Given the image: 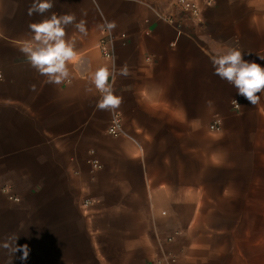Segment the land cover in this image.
Instances as JSON below:
<instances>
[{"label":"crops","instance_id":"1","mask_svg":"<svg viewBox=\"0 0 264 264\" xmlns=\"http://www.w3.org/2000/svg\"><path fill=\"white\" fill-rule=\"evenodd\" d=\"M191 1L197 19L176 0H53L44 16L28 15L33 0H0V264H264V93L252 105L212 64L238 47L264 66V0ZM53 12L87 29L66 28L78 56L59 84L21 51ZM105 21L115 68L130 73L108 111L92 84L111 68ZM113 111L119 137L107 134Z\"/></svg>","mask_w":264,"mask_h":264},{"label":"clouds","instance_id":"2","mask_svg":"<svg viewBox=\"0 0 264 264\" xmlns=\"http://www.w3.org/2000/svg\"><path fill=\"white\" fill-rule=\"evenodd\" d=\"M95 3V0H93ZM54 7L53 0H33L27 12L29 16L39 14L44 16ZM73 25L82 35H87L84 20L76 22L74 14L58 15L53 12L39 22L29 25L32 38L25 42L21 51L26 55L32 67L41 75L47 77L50 83H61L70 77L69 64L77 60L75 38L66 39V28ZM116 27L115 22L105 21L100 25L102 31L111 32ZM264 60V56H260ZM215 74L221 79L232 84L238 94L245 97L252 105L260 102V93H264V66L254 61L243 58L242 51L238 47H228L223 53L212 57ZM127 65L116 70L113 62L112 67H98L92 74V84L100 99L96 107L102 111L115 110L121 103L122 98L114 94L112 82L116 77L129 75ZM111 81V82H110ZM237 104L236 101H233ZM237 107L239 105L237 104ZM9 248V243L3 244ZM23 250L21 259L28 256V245L16 246L13 251Z\"/></svg>","mask_w":264,"mask_h":264},{"label":"built area","instance_id":"3","mask_svg":"<svg viewBox=\"0 0 264 264\" xmlns=\"http://www.w3.org/2000/svg\"><path fill=\"white\" fill-rule=\"evenodd\" d=\"M212 0H206V4H210ZM176 7L178 8L179 12L187 17V18H193L197 19L200 14L199 5L191 0H176L175 2ZM161 19H163L165 22L169 24H175L172 17L168 16H161ZM177 28L181 26V24H175ZM105 35L100 40L98 44L99 51L101 53V56L104 60L110 63V66L112 67L114 62V37L111 35V33L104 31ZM122 39H124V35L120 36ZM111 82V81H110ZM113 83V82H112ZM238 104V102L236 101ZM237 104H234L232 102L233 109H238ZM239 105V104H238ZM220 129L219 122L217 120L213 121L212 124L209 125V130L213 132H218ZM107 134L112 137H119L123 135L122 130V123H121V116L119 113L113 111L111 114V118L107 127ZM93 170H98L101 168V165L96 159H88L87 161ZM4 191V189H2ZM14 200H16L14 198ZM87 202L84 203L86 205ZM171 240L170 238L168 241ZM151 264H178L177 259L172 254H166L163 258L154 260Z\"/></svg>","mask_w":264,"mask_h":264}]
</instances>
